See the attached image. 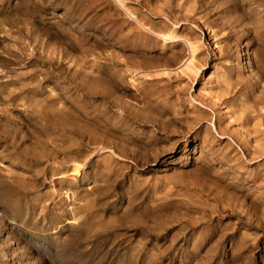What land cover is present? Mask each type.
Instances as JSON below:
<instances>
[{"label": "rangeland", "instance_id": "374dc122", "mask_svg": "<svg viewBox=\"0 0 264 264\" xmlns=\"http://www.w3.org/2000/svg\"><path fill=\"white\" fill-rule=\"evenodd\" d=\"M118 1L0 0L3 264H264V0Z\"/></svg>", "mask_w": 264, "mask_h": 264}, {"label": "bare ground", "instance_id": "6f19581e", "mask_svg": "<svg viewBox=\"0 0 264 264\" xmlns=\"http://www.w3.org/2000/svg\"><path fill=\"white\" fill-rule=\"evenodd\" d=\"M120 1V0H119ZM119 1H118V3H119ZM124 2V1H123ZM122 1H120V3L122 4V6H125L124 5V3H123ZM120 4V5H121ZM127 8V7H126ZM125 8V9H126ZM128 9V8H127ZM128 11V10H127ZM132 13V12H131ZM131 17H132V14H131ZM136 17V16H135ZM134 18V17H133ZM137 18V17H136ZM136 22H137V20H136ZM140 22V21H139ZM138 22V23H139ZM140 24V23H139ZM143 26V25H142ZM143 27H145V26H143ZM147 29V28H146ZM149 30V29H148ZM171 31V30H170ZM169 31V33H166L165 32V34H156L157 36H161V38L163 39V40H165V41H168V42H170V43H175V42H177V41H179V36L177 35V33H176V31H173L172 30V32H170ZM153 33V32H152ZM155 34V33H154ZM181 39V38H180ZM184 42H186L187 43V45H188V48H189V53H188V59H186V61H185V63H184V67H182L180 70H181V73H183V75H185V74H187L188 76H190V77H193L192 75H198L199 74V72H200V66L197 64V55H198V53L201 51L200 50V47H201V45H199L198 44V42L197 43H194V42H190V41H185V40H183ZM161 71V70H160ZM171 71L172 70H170V69H165V70H163V74L165 75V74H168L169 76L172 74L171 73ZM174 71V70H173ZM147 72V71H146ZM162 72V71H161ZM156 73L154 72V70H153V72L151 71V72H147V73H145V76L148 78V79H152L154 76H156L155 75ZM159 74V73H158ZM134 76V75H133ZM158 76V75H157ZM195 76V77H196ZM135 77V76H134ZM194 77V78H195ZM171 78V77H170ZM84 168V165L82 164V165H79V166H77V168H75V171H74V174L75 175H78V174H80V172H81V170ZM0 259H1V263L3 264L4 263V260H3V258H2V255H0Z\"/></svg>", "mask_w": 264, "mask_h": 264}]
</instances>
